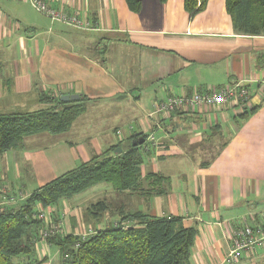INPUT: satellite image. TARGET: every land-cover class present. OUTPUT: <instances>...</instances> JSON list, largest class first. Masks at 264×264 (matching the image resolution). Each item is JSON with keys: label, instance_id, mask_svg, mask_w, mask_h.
<instances>
[{"label": "crops", "instance_id": "obj_1", "mask_svg": "<svg viewBox=\"0 0 264 264\" xmlns=\"http://www.w3.org/2000/svg\"><path fill=\"white\" fill-rule=\"evenodd\" d=\"M140 1L133 12L124 0H47L84 16L92 26L84 30L51 21L27 0H0V113L46 107L39 93L77 94L68 105L83 106L66 130L29 134L0 154V206H17L132 135H152L148 149L141 145L147 150L141 188L123 192L141 200L137 210L180 216L195 229L190 264H221L233 226L264 223V35L237 33L225 0H208L191 16L184 0ZM237 81L250 92L242 109L153 111L155 101L170 95ZM149 174L166 178L162 194L147 192ZM85 192L117 193L97 182L53 206L37 203L36 212L48 210L64 236L108 226L120 212L133 211L127 206L109 220L105 212L94 226L82 213ZM53 245L39 241L19 260L61 264L49 254ZM236 264H264V245L243 252Z\"/></svg>", "mask_w": 264, "mask_h": 264}, {"label": "trees", "instance_id": "obj_2", "mask_svg": "<svg viewBox=\"0 0 264 264\" xmlns=\"http://www.w3.org/2000/svg\"><path fill=\"white\" fill-rule=\"evenodd\" d=\"M128 8L138 12L140 0H124ZM166 2V0H159ZM208 0H184L191 16L202 10ZM225 8L237 33L264 35V0H225ZM47 105L31 111L0 113V154L21 143L29 134L46 130H66L83 106L63 101L60 95L40 97ZM72 103V102H71ZM248 113V112H246ZM128 140L110 147L91 161L52 179L31 192L15 207L0 206V264H25L20 257L34 250L39 220L34 207L53 206L60 199L79 193L97 182H106L119 192L140 186V165L144 161L141 145ZM122 142V143H121ZM121 147L120 152L115 151ZM149 194L164 192L166 178L149 174ZM159 180V181H158ZM109 210L104 200L91 203L87 211L99 219ZM118 214V213H117ZM118 222L104 225L81 238L74 233L57 234L47 241L59 249L61 264H190L195 229L182 223L180 216H151L136 210L120 212ZM122 221L128 224H121ZM31 263V262H30ZM28 264V263H26Z\"/></svg>", "mask_w": 264, "mask_h": 264}, {"label": "built area", "instance_id": "obj_3", "mask_svg": "<svg viewBox=\"0 0 264 264\" xmlns=\"http://www.w3.org/2000/svg\"><path fill=\"white\" fill-rule=\"evenodd\" d=\"M35 9L45 14L52 20L62 21L68 26L77 29L89 27L86 18H78L74 13H70L62 7L50 5L46 0H29ZM250 102V92L246 86L240 83L232 85H222L219 87L207 88L203 91L191 93H181L170 95L164 100L153 103L155 113H170L177 110L195 111L199 107H212L228 105L242 109ZM120 134V130H117ZM152 135H148L144 148L148 149L154 141ZM42 225L38 229V235L44 241L60 232L59 222H54L50 218V213L39 210L35 213ZM49 217V218H48ZM90 230V229H89ZM83 233L81 236H83ZM264 245V223L260 226L238 224L230 230V243L228 250L221 264H236L243 252H253L257 247Z\"/></svg>", "mask_w": 264, "mask_h": 264}, {"label": "rangeland", "instance_id": "obj_4", "mask_svg": "<svg viewBox=\"0 0 264 264\" xmlns=\"http://www.w3.org/2000/svg\"><path fill=\"white\" fill-rule=\"evenodd\" d=\"M47 1V0H46ZM27 2H29L30 3V1L29 0H27ZM31 4V3H30ZM32 5V4H31ZM32 7H33V5H32ZM34 8V7H33ZM35 9V8H34ZM35 11H37L39 14H41V15H44V16H46L45 14H43V13H41V12H39L37 9H35ZM71 13V12H70ZM74 14L79 18H85L84 16H82L79 12H77V11H75L74 12ZM47 18H49L48 16H46ZM50 19V18H49ZM51 21H53V22H60V23H62V24H65V23H63L62 21H56V20H52V19H50ZM65 25H67V24H65ZM71 28H74V27H72L71 26ZM92 28V26H91V24L89 23V27H87V28H84V30H86V29H91ZM75 29H77V28H75ZM39 96L38 97H40V96H43V95H46V93H44V94H42V93H39L38 94ZM42 101V100H41ZM45 103V102H44ZM45 105L48 107V106H50V102H49V104L47 105L46 103H45ZM139 135H136V137H138ZM144 138H145V140H146V138H147V136L148 135H142ZM145 140H144V142L143 143H145ZM144 151H147V150H145V149H143ZM141 188V186H139V188H137V190H139ZM113 193V192H112ZM80 197H82V202H85L88 206L91 204V203H94V202H96V201H98V200H104L108 205H109V210L107 211V220H109L110 218H111V216H114L115 217V215L117 214L116 212L117 211H120V210H122V209H126V207L128 206L129 207V209L130 210H133V211H136L137 209V206L138 205H141V200L140 199H137L136 198V200H133V201H131L130 199H128V197L126 196V193L125 192H119V191H117V193H113V194H107V196H105V195H97L96 193H92V194H89V192H85V194H84V196H80ZM78 198V197H77ZM21 202V201H20ZM19 203V202H18ZM17 203V204H18ZM127 203H128V205H127ZM135 203V204H134ZM122 204V206H120ZM130 205H131V207H130ZM36 205H35V207H34V210L36 211ZM42 208V207H41ZM113 209V210H112ZM42 210V209H41ZM40 210V211H41ZM37 211H39V210H37ZM46 212H49L48 210L46 211ZM113 212H115L116 214H114ZM83 215H84V220L85 221H88V222H90V223H92V224H94V226H95V224H96V220L97 219H94L93 218V215L91 214V213H89L88 211H86V210H83ZM33 217H35V218H37L36 217V215H34ZM49 218V217H48ZM116 218V217H115ZM120 217L118 216L117 217V221L116 222H118V219H119ZM38 219V218H37ZM50 219V218H49ZM39 220V223H38V229H39V227L42 225V223H41V221H40V219H38ZM111 222H113V220L111 221ZM116 222H114V223H116ZM121 224H128V222H126V221H122L121 222ZM237 224H240V223H237ZM262 225V224H261ZM260 225V226H261ZM101 227V226H100ZM234 227V226H233ZM97 228H95L91 233H90V235L91 234H93L94 232H95V230H96ZM83 232H85V234L86 233H88L89 232V229L88 230H86V231H81V232H79L80 234L81 233H83ZM230 232V231H229ZM37 237H36V239L34 240V245H33V247H37L36 245H38V242L39 241H44L43 239H41L40 238V236L38 235V230H37ZM82 235V234H81ZM81 235H78L79 237H81ZM229 243H230V234H229ZM57 251H58V249H57V246L56 245H53L52 246V248H51V251H50V255L53 257V256H55V261L58 263L59 261H60V258H59V255L57 254ZM40 254H41V250H40Z\"/></svg>", "mask_w": 264, "mask_h": 264}, {"label": "water", "instance_id": "obj_5", "mask_svg": "<svg viewBox=\"0 0 264 264\" xmlns=\"http://www.w3.org/2000/svg\"><path fill=\"white\" fill-rule=\"evenodd\" d=\"M78 97H79V95H77V94H70V95L63 94V95H60V99L63 100V101L75 100ZM144 140H145V138L143 136L135 137V138L131 139L130 145L131 146L142 145ZM121 150H122L121 147H117L115 149V151H117V152H120Z\"/></svg>", "mask_w": 264, "mask_h": 264}, {"label": "bare ground", "instance_id": "obj_6", "mask_svg": "<svg viewBox=\"0 0 264 264\" xmlns=\"http://www.w3.org/2000/svg\"><path fill=\"white\" fill-rule=\"evenodd\" d=\"M234 83H238V81L237 82H233V83H230V84H228V85H232V84H234ZM139 137V136H138ZM55 222V221H54ZM92 231H89L88 233H86V234H84L83 236H81V238L83 239V238H85L87 235H90V233H91ZM57 234H60V232H57L55 235H57ZM55 235H53V236H55ZM52 237V236H51ZM50 238V237H49ZM48 238V239H49ZM47 239V240H48ZM46 240V241H47Z\"/></svg>", "mask_w": 264, "mask_h": 264}]
</instances>
